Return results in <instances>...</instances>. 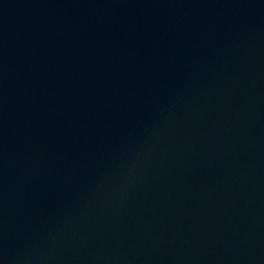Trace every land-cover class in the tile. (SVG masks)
<instances>
[{"label":"water","instance_id":"water-1","mask_svg":"<svg viewBox=\"0 0 264 264\" xmlns=\"http://www.w3.org/2000/svg\"><path fill=\"white\" fill-rule=\"evenodd\" d=\"M0 264H264V0H0Z\"/></svg>","mask_w":264,"mask_h":264}]
</instances>
